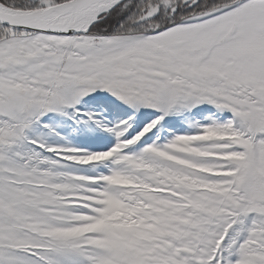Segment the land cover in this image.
<instances>
[{"label":"snow or ice","instance_id":"obj_1","mask_svg":"<svg viewBox=\"0 0 264 264\" xmlns=\"http://www.w3.org/2000/svg\"><path fill=\"white\" fill-rule=\"evenodd\" d=\"M0 264H264V0H0Z\"/></svg>","mask_w":264,"mask_h":264}]
</instances>
